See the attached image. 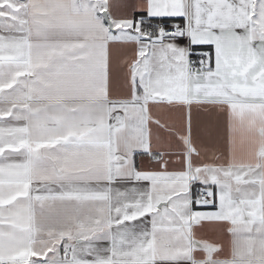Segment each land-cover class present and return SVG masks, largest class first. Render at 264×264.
Here are the masks:
<instances>
[{
    "label": "snow or ice",
    "instance_id": "1",
    "mask_svg": "<svg viewBox=\"0 0 264 264\" xmlns=\"http://www.w3.org/2000/svg\"><path fill=\"white\" fill-rule=\"evenodd\" d=\"M0 264H264V0H0Z\"/></svg>",
    "mask_w": 264,
    "mask_h": 264
},
{
    "label": "crops",
    "instance_id": "2",
    "mask_svg": "<svg viewBox=\"0 0 264 264\" xmlns=\"http://www.w3.org/2000/svg\"><path fill=\"white\" fill-rule=\"evenodd\" d=\"M120 3L121 4H124V5H127V4H133V3H138V0H120ZM124 9H122L123 11ZM127 54H131L130 50H127ZM117 87H118V84H117ZM138 165H142V162L138 160ZM140 183H146V182H140ZM117 187H121L122 189L125 187V186H131V185H128L126 184V182H117Z\"/></svg>",
    "mask_w": 264,
    "mask_h": 264
}]
</instances>
